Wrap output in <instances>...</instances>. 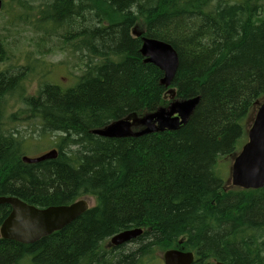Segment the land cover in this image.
Masks as SVG:
<instances>
[{
	"label": "trees",
	"instance_id": "obj_1",
	"mask_svg": "<svg viewBox=\"0 0 264 264\" xmlns=\"http://www.w3.org/2000/svg\"><path fill=\"white\" fill-rule=\"evenodd\" d=\"M28 1L11 3L30 8ZM46 2L37 27L64 29L83 71L74 86L42 83L35 96L21 86L23 69L0 72V120L7 98L17 97L23 108L11 118L24 122L0 123V196L38 208L88 197L96 206L31 245L0 240V264H87L100 242L130 228L144 231L150 255L182 247L209 262L264 264V187L226 191L214 170L220 157L235 156L264 95V0ZM137 22L142 36L178 55L174 99L198 103L175 131L95 136L94 129L171 102L162 72L143 63L141 40L130 36ZM0 50V61H9ZM35 129L51 138L57 157L26 164ZM8 208L0 205V224Z\"/></svg>",
	"mask_w": 264,
	"mask_h": 264
},
{
	"label": "water",
	"instance_id": "obj_2",
	"mask_svg": "<svg viewBox=\"0 0 264 264\" xmlns=\"http://www.w3.org/2000/svg\"><path fill=\"white\" fill-rule=\"evenodd\" d=\"M2 6L3 2L0 0V10ZM132 34L138 38L141 32L132 31ZM139 54L144 64H152L162 72L159 84L167 89L166 95L173 99L175 90L171 88V84L179 64L174 48L167 42L142 36ZM197 103L198 98L172 101L167 108L157 109L141 117L113 121L102 128L92 130L91 134L108 139H123L140 137L151 132L175 131L186 123ZM255 106L257 108L247 131V141L233 157L231 165L230 182L235 189L256 190L264 187V100L257 101ZM135 127L140 130H136ZM56 157L57 150L52 149L35 158L23 156L22 161L26 164H38ZM0 205H8L11 209L0 225V237L22 244L34 243L53 232L60 231L87 209L84 200L69 205L38 209L11 196H0ZM141 233V228L125 230L113 236L110 241L113 245H121ZM163 262L191 264L192 254L167 250L163 254Z\"/></svg>",
	"mask_w": 264,
	"mask_h": 264
},
{
	"label": "rangeland",
	"instance_id": "obj_3",
	"mask_svg": "<svg viewBox=\"0 0 264 264\" xmlns=\"http://www.w3.org/2000/svg\"><path fill=\"white\" fill-rule=\"evenodd\" d=\"M46 1L36 0L33 3V0H31L26 2V6L29 5L30 8H20L16 5L14 7L11 0H2L0 37L2 38L3 47L8 50L10 59L0 64V72L8 71L9 73H15L19 69H23L21 71L25 79L21 83V86L27 95L35 96L38 87L42 83L55 84L62 89L72 87L76 84L77 77L83 71V61L79 59L78 61L77 55L72 50L66 49L67 45L64 38L66 34L64 29L60 28L52 31V29L48 30L49 28L39 29L37 27L36 20L41 19L39 12L43 10L41 7L47 3ZM50 22L52 27H54L53 21L50 20ZM142 25L141 22H137L129 31L130 36H134L132 31L135 33L143 32ZM263 100L264 95L258 99L259 102ZM22 108L23 105L20 102V98L8 97L4 103L6 112L2 113L0 123H24L11 118L12 115H16ZM256 108L257 106L254 107L244 122V133L238 142L236 154L247 141V131L251 126ZM23 127L25 128V126ZM35 127V122H33V129ZM30 140L31 144H29L28 152L24 156L35 158L54 149L50 147L51 138H39L36 129L33 138ZM232 162L233 157H220L214 168L217 176L222 180L226 191L232 189L230 182ZM146 242V237H136L132 243L127 244L115 254L110 253L107 258H104L102 263L122 264L123 256H127L128 253L135 256L136 253L144 251ZM158 255L162 256V252L155 251L149 257L148 262L150 264H157L155 260L158 258ZM262 260L264 261V254L262 255Z\"/></svg>",
	"mask_w": 264,
	"mask_h": 264
},
{
	"label": "flooded vegetation",
	"instance_id": "obj_4",
	"mask_svg": "<svg viewBox=\"0 0 264 264\" xmlns=\"http://www.w3.org/2000/svg\"><path fill=\"white\" fill-rule=\"evenodd\" d=\"M1 11H2V9H1ZM0 11V12H1ZM141 37H142V32H141V35L139 36V38H140V40H141ZM1 46H3L2 45V38L0 37V47ZM1 51V50H0ZM3 60V57H1V61H0V64L3 62L2 61ZM171 96H168V100H171V102L172 101H177L176 99H171L170 98ZM170 102V103H171ZM168 104L166 107H161V108H167L169 105H171V104ZM158 109H160V108H158ZM137 127H135V129H136ZM136 130H140V128H137ZM80 200H84L85 202H86V205H87V209L81 214V215H83L84 213H86L88 210H90V209H92V208H94L95 206H96V203H95V201L92 199V198H88V197H84V198H81ZM27 204V203H26ZM29 205V204H28ZM60 206V205H59ZM35 207V206H34ZM36 208H38V207H36ZM38 209H45V208H38ZM10 211H11V209H10V207L8 208V214L10 213ZM8 214H7V216H8ZM80 215V216H81ZM6 216V217H7ZM79 216V217H80ZM5 217V218H6ZM78 217V218H79ZM4 218V219H5ZM77 219V218H76ZM4 221V220H3ZM1 224H2V222H1ZM0 224V225H1ZM130 229H134V228H130ZM62 230V229H61ZM60 230V231H61ZM126 229H124V230H122L121 232H123V231H125ZM127 230H129V229H127ZM56 232H58V231H56ZM56 232H53V233H56ZM52 233V234H53ZM120 233V232H119ZM52 234H50V235H52ZM118 234V233H117ZM117 234H115V235H117ZM50 235H48V236H50ZM115 235H113V236H115ZM142 235V234H141ZM141 235H139V236H141ZM48 236H46V237H48ZM112 236V237H113ZM139 236H137V237H139ZM46 237H43V238H46ZM112 237H110V238H107V239H104L102 242H100L99 244H98V246L96 247L97 249L96 250H94V252H95V256L94 257H92V259L89 261V263H87V264H101L102 263V261L104 260V258H107L108 257V255L110 254V253H113V254H115L118 250H121L123 247H125L127 244H129V243H132L133 241H134V239H131V240H129V241H127V242H125V243H123V244H121V245H113V244H110L111 243V238ZM42 239V238H41ZM40 239V240H41ZM0 240H4V241H8V242H12V243H14V244H16V245H23L22 243H18L17 241H13V240H9V239H2L1 237H0ZM40 240H38V241H40ZM38 241H36V242H38ZM36 242H34V243H36ZM181 241L179 242V245H181ZM31 244H33V243H31ZM31 244H28V245H31ZM25 245H27V244H25ZM147 249V248H146ZM169 250H177V251H179V252H183V253H191L192 254V262H191V264H207V263H212V264H215V263H217L218 261H211V262H209V261H205V260H203L202 258H200V257H198L197 256V253H196V251H185V250H183L182 249V247H177V248H175V249H169ZM163 254H164V252L162 253V256H159L158 255V258L155 260L156 262H157V264H164V262H163ZM151 255L149 254V253H145L144 251H141V252H138V253H136V255L135 256H133L132 254H130V253H128V255L127 256H123V264H136L138 261H140L141 262V264H150L149 262H148V260H149V257H150ZM81 263L82 264H86L85 262H84V260H82L81 261ZM257 264V263H256Z\"/></svg>",
	"mask_w": 264,
	"mask_h": 264
},
{
	"label": "bare ground",
	"instance_id": "obj_5",
	"mask_svg": "<svg viewBox=\"0 0 264 264\" xmlns=\"http://www.w3.org/2000/svg\"><path fill=\"white\" fill-rule=\"evenodd\" d=\"M24 163V162H23ZM9 207V206H8ZM3 222V221H2ZM144 233V231H142V233L141 234H143ZM139 237H141V236H139ZM3 239V238H2ZM14 241V240H13ZM19 243V242H18ZM31 244V243H30ZM111 244V243H110ZM23 245H25V244H23ZM28 245V244H27ZM116 246V245H115ZM211 262V261H210ZM136 264H141L140 263V261H138ZM209 264H212V263H209Z\"/></svg>",
	"mask_w": 264,
	"mask_h": 264
}]
</instances>
